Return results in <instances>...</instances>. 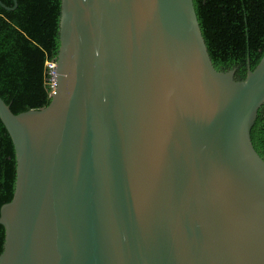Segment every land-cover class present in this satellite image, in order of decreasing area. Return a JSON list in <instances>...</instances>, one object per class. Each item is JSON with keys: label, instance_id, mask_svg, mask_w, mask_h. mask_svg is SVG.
I'll use <instances>...</instances> for the list:
<instances>
[{"label": "water", "instance_id": "water-1", "mask_svg": "<svg viewBox=\"0 0 264 264\" xmlns=\"http://www.w3.org/2000/svg\"><path fill=\"white\" fill-rule=\"evenodd\" d=\"M235 75L194 0H61L50 104L0 97L17 163L0 264H264V56Z\"/></svg>", "mask_w": 264, "mask_h": 264}, {"label": "trees", "instance_id": "trees-1", "mask_svg": "<svg viewBox=\"0 0 264 264\" xmlns=\"http://www.w3.org/2000/svg\"><path fill=\"white\" fill-rule=\"evenodd\" d=\"M14 7L13 0H0ZM14 11L0 6V97L16 115L51 102L53 71L60 50L61 0H17ZM201 30L218 71L244 80L264 56V0H194ZM264 158V104L251 131ZM13 142L0 120V211L11 202L17 178ZM5 229L0 226V256Z\"/></svg>", "mask_w": 264, "mask_h": 264}, {"label": "built area", "instance_id": "built-area-1", "mask_svg": "<svg viewBox=\"0 0 264 264\" xmlns=\"http://www.w3.org/2000/svg\"><path fill=\"white\" fill-rule=\"evenodd\" d=\"M49 67H50V69L54 72V70H55V68H56V65H54V64H50ZM54 89H55V87H54Z\"/></svg>", "mask_w": 264, "mask_h": 264}]
</instances>
